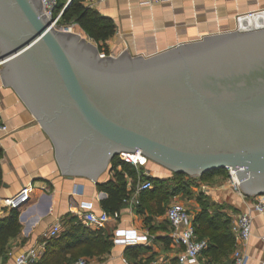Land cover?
Returning a JSON list of instances; mask_svg holds the SVG:
<instances>
[{
    "label": "water",
    "instance_id": "1",
    "mask_svg": "<svg viewBox=\"0 0 264 264\" xmlns=\"http://www.w3.org/2000/svg\"><path fill=\"white\" fill-rule=\"evenodd\" d=\"M236 21L149 56L103 57L56 28L40 0H0V80L64 175L96 182L118 154L138 152L192 177L235 170L245 195H264V9Z\"/></svg>",
    "mask_w": 264,
    "mask_h": 264
},
{
    "label": "crops",
    "instance_id": "2",
    "mask_svg": "<svg viewBox=\"0 0 264 264\" xmlns=\"http://www.w3.org/2000/svg\"><path fill=\"white\" fill-rule=\"evenodd\" d=\"M84 4L113 21L116 31L107 41L111 53L127 48L131 55L143 56L208 34L234 30L239 15L264 9V0H170L151 5L139 0H84ZM1 125L6 131L0 130V219L16 211L20 230L9 241V258L0 264H15V257L31 248L39 253L34 264H74L80 258L97 264H180L178 255L183 246L171 239L165 214L175 202L184 205L193 226L198 225L196 216L206 212L221 226L227 225L234 236L233 227L245 203L232 192L224 172L203 179L193 177L188 194L168 196L164 201L152 191L135 192L137 184L145 179L142 172L152 176L147 162L134 166L139 171L135 177L124 172L128 200H122L118 219H110L101 227L86 226L82 220L86 206L91 205L96 213L105 211L102 200L108 195L99 191L98 184L114 180L115 171L108 166L96 182L62 174L51 139L15 91L0 80ZM157 171L159 176L153 177L172 176L164 168ZM24 188L28 189V198L20 208L4 205L5 198ZM56 221L61 230L56 241H50L45 234ZM71 226L78 237L66 235ZM116 230H135L145 238L136 243H115ZM200 239L208 241L207 237ZM244 250L249 255L247 264H264V215H253L251 237ZM232 251L217 260L212 258V251H204L197 262L186 264H231Z\"/></svg>",
    "mask_w": 264,
    "mask_h": 264
},
{
    "label": "trees",
    "instance_id": "3",
    "mask_svg": "<svg viewBox=\"0 0 264 264\" xmlns=\"http://www.w3.org/2000/svg\"><path fill=\"white\" fill-rule=\"evenodd\" d=\"M64 6L60 0H56L54 15L56 16L57 13H60L57 23L62 24V26L73 24L87 38L97 44L100 52L103 49L106 50L107 41L116 31L113 21L103 16L96 9L85 5L84 0H71L69 5L63 10ZM110 166L115 171L114 180L111 179L103 184H98L99 191H103L108 195L106 199L102 200L103 208L108 213L117 211L122 200L126 198L127 191L124 172L132 177L137 176L139 172L132 164L120 160L118 156L111 160ZM117 166H121L120 171L116 170ZM216 172H224L227 176V169H221L204 173L199 179H203L207 175ZM145 179L149 180L152 184V188L146 191L159 194V198L164 201L168 196L179 193L188 194L193 185V177L184 173H172L171 177L165 179L153 176H145ZM195 222L198 223L197 226H194L195 233L199 238H208V246L204 251H212L211 256L213 259L217 260L231 253L234 245V236L230 233L227 225L221 226L217 223L216 217H208L206 212L197 215ZM70 228L66 235H69L71 238L78 237L75 231H73V226ZM19 230L20 225L16 211H12L5 219H0V258L5 259L7 257L6 252L9 241L19 233ZM55 237H51L50 241L54 240ZM35 264L40 263L37 262Z\"/></svg>",
    "mask_w": 264,
    "mask_h": 264
},
{
    "label": "built area",
    "instance_id": "4",
    "mask_svg": "<svg viewBox=\"0 0 264 264\" xmlns=\"http://www.w3.org/2000/svg\"><path fill=\"white\" fill-rule=\"evenodd\" d=\"M45 15L54 19L56 26L60 13L54 15L56 0H40ZM104 0H97V2H103ZM142 4L151 5L154 3L165 2L170 0H139ZM251 14V13H247ZM63 27V26H62ZM101 56H105L104 53H100ZM0 130L6 131V126L1 125ZM138 153V152H137ZM140 158H134V154L120 153L118 157L120 160L130 163L133 166L144 164L146 158L140 155ZM143 161V162H142ZM148 176V173L142 172L141 176ZM227 180L232 192L237 194L245 203V209L241 212L233 227L234 231V247L232 251V264H247L249 261V255L245 252L244 247L249 241L252 233V220L253 215H264V195L259 196H247L240 188V182L237 178L235 170L227 169ZM135 192H141L152 188V184L149 180L144 179L135 187ZM28 198V189L24 188L18 194L5 198L3 203L10 209H18ZM127 197L124 201H127ZM138 202V200H134ZM86 210L82 214V220L86 226L101 227L110 219L117 220L119 212L114 211L108 213L101 211L96 213L93 211L91 205L85 207ZM166 219L170 225V237L171 239L182 245L183 250L178 255V262L180 264L195 263L198 261V257L206 250L208 242L205 239L197 237L194 226L192 224L190 215L184 205L180 202H175L169 205L166 209ZM61 230V224L59 221L54 222L47 230V237L56 236ZM145 238L144 235L139 234L135 230L123 231L116 230L113 241L115 243H136L139 240ZM39 253L36 248H31L25 253L16 256L14 259L15 264H31L37 260ZM74 264H97L92 263L84 258H80L74 262Z\"/></svg>",
    "mask_w": 264,
    "mask_h": 264
},
{
    "label": "rangeland",
    "instance_id": "5",
    "mask_svg": "<svg viewBox=\"0 0 264 264\" xmlns=\"http://www.w3.org/2000/svg\"><path fill=\"white\" fill-rule=\"evenodd\" d=\"M67 1L68 0H60V2H62L63 3V5H65L66 3H67ZM57 14H59V13H57ZM69 28H70V30L72 31V32H76V33H79V34H81L82 36H84V37H87L85 34H83L82 33V31H80L76 26H74L73 24H69V25H67ZM56 28H61L62 27V24L60 25V23H57L56 24V26H55ZM95 45H97L95 42H93ZM100 53H104L105 54V56H109V55H116V54H118V53H115V54H113V53H111V50H110V48L108 47V46H106V50H102ZM143 162V161H142ZM147 163H146V167L147 168H149L150 169V174H152V176H159V173H158V171L157 170H162L163 168L162 167H160V166H158V165H156L155 163H153V162H151V161H146ZM141 165V164H140ZM140 165H138V166H140ZM139 168H141V167H139ZM144 167L142 166V170H144L143 169ZM165 170V169H164ZM169 173V172H168ZM7 256V255H6ZM9 258V256H7L5 259H2V258H0V263H2L3 261L2 260H7Z\"/></svg>",
    "mask_w": 264,
    "mask_h": 264
},
{
    "label": "bare ground",
    "instance_id": "6",
    "mask_svg": "<svg viewBox=\"0 0 264 264\" xmlns=\"http://www.w3.org/2000/svg\"><path fill=\"white\" fill-rule=\"evenodd\" d=\"M134 158H140L139 153L134 154ZM142 160V158H140Z\"/></svg>",
    "mask_w": 264,
    "mask_h": 264
}]
</instances>
